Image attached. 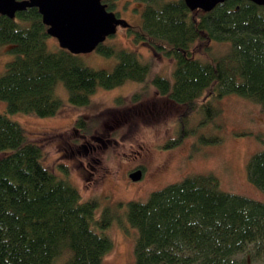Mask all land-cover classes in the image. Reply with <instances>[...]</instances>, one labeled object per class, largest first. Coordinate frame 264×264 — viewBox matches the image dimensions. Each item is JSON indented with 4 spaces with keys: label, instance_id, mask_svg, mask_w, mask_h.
<instances>
[{
    "label": "trees",
    "instance_id": "obj_1",
    "mask_svg": "<svg viewBox=\"0 0 264 264\" xmlns=\"http://www.w3.org/2000/svg\"><path fill=\"white\" fill-rule=\"evenodd\" d=\"M105 1L109 10L115 0ZM137 1L144 4L142 26L132 36L174 60L170 78L150 75V65L137 53L112 45L96 47L117 58L111 70L92 68L80 54L54 43L50 49L35 7L14 18L0 15V49L7 44L14 55L0 74V100L6 103L0 112V264H102L113 245L105 233L114 218L109 207L97 215L98 200H81L67 177L46 168L41 145L11 118L56 115L62 107L58 82L74 106L87 105L98 87L134 81L193 110L207 90L214 97L237 94L264 109V6L225 0L204 12L189 10L183 0ZM197 40L227 48L204 60L194 55ZM139 96L134 93L132 101ZM75 126L87 128L81 117ZM246 175L264 192V149L249 157ZM118 207L136 230L134 264H249L248 258H264V199L224 191L213 174L186 176L144 201Z\"/></svg>",
    "mask_w": 264,
    "mask_h": 264
},
{
    "label": "rangeland",
    "instance_id": "obj_2",
    "mask_svg": "<svg viewBox=\"0 0 264 264\" xmlns=\"http://www.w3.org/2000/svg\"><path fill=\"white\" fill-rule=\"evenodd\" d=\"M143 7L141 1L115 0V12L131 28L118 25L115 34L102 43L134 51L150 65V75L170 78L174 60L132 36L131 31L142 26ZM47 43L50 49L55 48L53 43L59 45L53 36ZM10 48L6 44L0 49V74L14 56ZM226 48V43L216 41H206L204 45L197 40L193 44L194 55L204 60L224 53ZM80 57L96 69L111 70L117 63L115 56L102 55L96 49ZM55 90L62 100L56 115L15 113L10 117L41 145V161L46 168L67 177L81 200L97 199V215L105 207L113 213L105 229L113 245L102 264H134L136 230L126 223L124 208L118 204L144 201L152 191L186 176L213 174L224 191L264 199V192L246 175L249 157L264 149L261 104L237 94L214 97L207 90L193 110L160 95L149 83L132 81L112 89L98 87L87 105L74 106L62 82L56 84ZM134 93L140 96L132 101ZM118 98H122L121 104L116 103ZM5 110L6 103L0 100V112ZM79 117L86 122L85 131L75 126ZM174 140L176 144H172ZM136 165L143 166V176L133 183L128 173ZM247 262L264 264V258L253 262L248 258Z\"/></svg>",
    "mask_w": 264,
    "mask_h": 264
},
{
    "label": "water",
    "instance_id": "obj_3",
    "mask_svg": "<svg viewBox=\"0 0 264 264\" xmlns=\"http://www.w3.org/2000/svg\"><path fill=\"white\" fill-rule=\"evenodd\" d=\"M189 10L208 12L225 0H183ZM264 6V0H247ZM37 8L47 34L61 48L73 54L88 53L116 32V27H128L126 20L106 8L102 0H0V15L14 18L17 12ZM137 180L141 172L130 173Z\"/></svg>",
    "mask_w": 264,
    "mask_h": 264
},
{
    "label": "flooded vegetation",
    "instance_id": "obj_4",
    "mask_svg": "<svg viewBox=\"0 0 264 264\" xmlns=\"http://www.w3.org/2000/svg\"><path fill=\"white\" fill-rule=\"evenodd\" d=\"M102 2H103V0H102ZM107 2H108V1H105V0H104V2H103V3L106 4V8H107V5H108ZM114 6H115V1L112 3L111 6H109V8H110L109 11H113L114 14H115L117 17H119L118 13L115 12V10H114ZM129 28H131V26H128V27H127V29H129ZM136 170H139V171L141 172V176H140V178L137 179V180H132V179L130 178L129 175H130V173H132V172H134V171H136ZM142 176H143V166H142V165H136V166H134V167L130 170V172L128 173V177L131 179V181H132L133 183L141 181Z\"/></svg>",
    "mask_w": 264,
    "mask_h": 264
}]
</instances>
